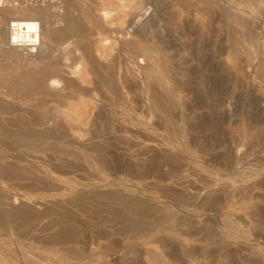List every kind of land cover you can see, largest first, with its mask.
<instances>
[{
    "label": "rangeland",
    "instance_id": "obj_1",
    "mask_svg": "<svg viewBox=\"0 0 264 264\" xmlns=\"http://www.w3.org/2000/svg\"><path fill=\"white\" fill-rule=\"evenodd\" d=\"M0 264H264V0H0Z\"/></svg>",
    "mask_w": 264,
    "mask_h": 264
},
{
    "label": "bare ground",
    "instance_id": "obj_2",
    "mask_svg": "<svg viewBox=\"0 0 264 264\" xmlns=\"http://www.w3.org/2000/svg\"><path fill=\"white\" fill-rule=\"evenodd\" d=\"M71 14H68L67 16H65L64 20L65 22L67 23H70L73 19L75 20V18H71L70 16ZM76 22V20H75ZM66 23V24H67ZM74 23L72 22V24L70 23V25H73ZM76 24V23H75ZM79 24V22L77 23ZM81 24V23H80ZM81 26V25H80ZM67 27V26H66ZM77 27V26H76ZM82 27V26H81ZM69 28V27H68ZM79 28V27H78ZM75 29V28H74ZM85 29V28H84ZM70 30V29H69ZM66 31H68L67 28L65 29H62V30H57L55 32H52L53 34V39L56 37L60 38V39H63L65 42L62 43V45L64 43H67L68 40H69V36L71 35L70 33H68V35H66ZM71 33L74 32V31H70ZM77 32V31H76ZM80 33V32H79ZM86 33V32H85ZM70 34V35H69ZM73 34V33H72ZM76 38L78 36L75 35V33L73 34ZM83 36H84V33H83ZM74 37V38H75ZM85 37V36H84ZM55 38V39H56ZM73 38V37H72ZM82 39V38H81ZM59 40V39H58ZM62 40V41H63ZM67 41V42H66ZM70 42V41H69ZM80 42V41H79ZM71 44H74V42H70ZM69 44V43H68ZM67 44V45H68ZM77 44V43H76ZM59 45V44H57ZM65 45V44H64ZM6 46L8 47V49L10 48H13V47H19V48H25V49H28L29 52H31L30 56L32 57H36V59L38 60H46L48 57V55H42L43 52H41V46H42V43L39 42V41H36L32 36L31 34H29V32H23V29L21 26H18V25H12L11 27V36L9 38V40L7 41V44ZM47 49V48H46ZM88 49V47L86 48ZM48 50V49H47ZM41 52V55L38 53V52ZM51 51V50H50ZM36 53V55H35ZM37 54L38 55V58H37ZM45 54V53H44ZM54 54V52L52 53ZM61 54V53H60ZM57 57V56H56ZM56 57H54L56 59ZM54 58H52L54 60ZM61 61H62V57L61 55L58 56V58L55 60V61H52V62H49V63H42L41 61H37V63H39L40 65L38 66V69L39 70L38 72L44 76V78H47V77H51L55 74L56 72V67L59 66L61 64ZM53 83H55L54 80H52Z\"/></svg>",
    "mask_w": 264,
    "mask_h": 264
}]
</instances>
